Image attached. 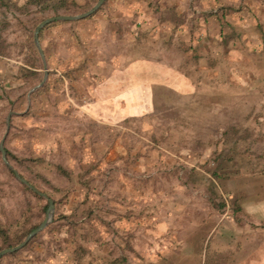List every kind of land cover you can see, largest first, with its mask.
<instances>
[{
	"label": "rangeland",
	"instance_id": "rangeland-1",
	"mask_svg": "<svg viewBox=\"0 0 264 264\" xmlns=\"http://www.w3.org/2000/svg\"><path fill=\"white\" fill-rule=\"evenodd\" d=\"M96 1L0 0V139L10 113L7 162L53 202L0 264H249L264 248V17L252 36L228 20L199 41L191 14L184 35L136 23L142 5L175 21L161 0H133V14L106 0L42 29L47 77L29 94L43 72L34 27ZM137 61L158 65L127 69ZM179 76L190 89L159 82ZM45 206L0 159V249Z\"/></svg>",
	"mask_w": 264,
	"mask_h": 264
},
{
	"label": "crops",
	"instance_id": "crops-1",
	"mask_svg": "<svg viewBox=\"0 0 264 264\" xmlns=\"http://www.w3.org/2000/svg\"><path fill=\"white\" fill-rule=\"evenodd\" d=\"M131 1L133 0L122 2V8L125 13L131 12L133 14L136 11L135 9L139 8L138 5L133 6L135 3H132ZM184 2V0H161L159 2V10H167L169 11V14H175L177 16L175 21L169 18L161 19L159 14L153 17V15H150L148 12L147 7L142 5V7L140 6L141 9L138 11L139 14L137 13L138 17L136 18V23L142 24L141 26L147 24L149 27H154V29L157 27H163L164 29L173 30L176 35H184L187 22L186 16L191 14L195 16L194 24L200 26L198 29L199 33L196 34L198 35L197 40L199 41L202 40L203 36H220V25H222L223 22L226 23L228 20H230V25H236L234 27L240 29L241 33L249 36L256 34L255 32L259 33V25H263L264 9L261 8V0H199L196 6L192 7L191 9L187 8V10L183 5ZM124 6H126V9H124ZM222 12L227 13V15H224ZM57 30L60 31V29H51L50 31L55 32ZM41 31L42 29L39 32L40 36L38 38V42L42 37L43 32L41 33ZM96 35V32H94V34L90 33L89 38L92 39V41H96L94 40L96 39ZM246 43L247 45H251V38L246 39ZM40 45L42 48V53L45 54V50L41 41ZM155 65L158 64L152 61H137L136 63L129 65L127 69L133 70L140 66H146L148 68L154 67ZM142 77L143 76L139 77V75H134L130 79L133 83H139L138 81H143L145 79L146 80L144 82H155V80L153 81L149 76L145 79ZM159 82L163 85L172 87L173 90L176 91H180L178 87L183 89L186 88V91L187 89H190L188 80L181 76L174 79L168 78V80H162ZM171 82H173V85H170ZM258 254V258L256 257L255 259L251 260L249 264H264V248L260 249Z\"/></svg>",
	"mask_w": 264,
	"mask_h": 264
},
{
	"label": "water",
	"instance_id": "water-1",
	"mask_svg": "<svg viewBox=\"0 0 264 264\" xmlns=\"http://www.w3.org/2000/svg\"><path fill=\"white\" fill-rule=\"evenodd\" d=\"M105 1L106 0H97L96 3L90 9H88L87 11H85L81 14H78V15H57V16L46 18V19L42 20L41 22H39L34 27L33 32H32V42H33V45L36 49V52L40 58L43 72H42L41 82L39 84H37L36 86H34L33 88H31L29 90V94L31 92L37 90L38 88H40L43 85V83L45 82L46 77H47V70H46L44 55L42 53V50H41L39 42H38V34H39L40 30L42 28H44L45 26H47L51 23H55V22H73V21L85 19V18L91 16L94 12H96ZM9 118H10V113L6 117L5 130H4V133L0 139V159H1L2 163L12 172V174H13V176L17 182H19L23 186L27 187L31 192H33L34 194H36L37 196H39L45 200L46 209L44 211V217H43L42 221L38 224V226H36L33 230H31L25 236L23 241L21 243H19L18 245L14 246L12 248H7V249L1 250L0 251V258L3 256H6V255H10L12 253H15L16 251L23 248L31 238H33L38 233H40L50 223L52 215H53V202H52V200H50L43 193L36 190L33 186L28 184L24 179L20 178L18 176V174L10 167V165L8 164V162L6 160L5 149H4L3 144H4V140H5L7 133H8V129H9Z\"/></svg>",
	"mask_w": 264,
	"mask_h": 264
},
{
	"label": "trees",
	"instance_id": "trees-1",
	"mask_svg": "<svg viewBox=\"0 0 264 264\" xmlns=\"http://www.w3.org/2000/svg\"><path fill=\"white\" fill-rule=\"evenodd\" d=\"M33 1H37V0H33ZM59 1H62V0H59ZM60 4H61V2H60ZM65 9L64 8V5H60V6H57V7H54L53 8V12H57L58 10H61V9ZM46 27V26H45ZM44 27V28H45ZM43 29V28H42ZM38 38H39V34H38ZM32 44H33V42H32ZM34 46V45H33ZM7 154V152H5V155ZM7 160V159H6ZM9 170V169H8ZM9 172L12 174V172L9 170ZM13 175V174H12ZM14 177V176H13ZM20 177V176H19ZM21 178V177H20ZM23 179V178H22ZM26 181V180H25ZM27 182V181H26ZM28 184H30L29 182H27ZM31 185V184H30ZM21 186L24 188V189H26V190H28L29 192H31L27 187H25V186H23L22 184H21ZM32 186V185H31ZM35 188V187H34ZM36 189V188H35ZM37 190V189H36ZM34 196H36L37 198H41V197H39V196H37L36 194H34L33 192H31ZM45 195V194H44ZM43 199V198H42ZM43 209H46V206L43 208ZM38 226V225H37ZM36 227V226H35ZM35 227H33V228H30L29 230H27L26 231V233L25 234H23V236L21 237V238H25V236L31 231V230H33ZM0 237H1V239H2V242L3 243H5L6 242V239H7V236H6V233H5V231L2 229V227L0 226ZM35 237V236H34ZM33 237V238H34ZM33 238H31L29 241H31ZM28 241V242H29ZM22 241H21V239L19 240V241H17V243L19 244V243H21ZM18 244H14V245H8V246H6L5 248H2V249H0V251L1 250H3V249H7V248H12V247H14V246H16V245H18ZM13 254V253H12ZM11 255V254H10ZM4 257V256H3Z\"/></svg>",
	"mask_w": 264,
	"mask_h": 264
}]
</instances>
